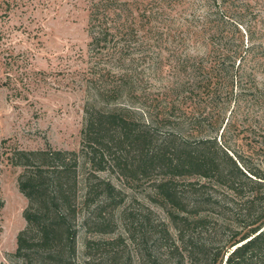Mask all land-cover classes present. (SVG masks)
<instances>
[{"label": "rangeland", "instance_id": "374dc122", "mask_svg": "<svg viewBox=\"0 0 264 264\" xmlns=\"http://www.w3.org/2000/svg\"><path fill=\"white\" fill-rule=\"evenodd\" d=\"M120 1L127 4L105 3L107 13L102 11L105 17L99 18L110 35L105 42L91 46L92 30L98 31L92 26L93 0H0V263L23 264L13 253L17 234L25 227L23 211L28 201L18 187L24 167L12 164L13 152L74 151L78 178L84 179L90 169L80 151L84 106L98 102L100 69L124 82L118 90H107L103 103L127 105L137 111V118H149L161 131L152 134L154 143L164 140L166 132L177 133L170 137L174 145L182 138L193 142L210 133L237 152L251 150L253 163L264 167V145L256 142L264 139L252 127L259 121L256 115L264 111L262 100L248 107L244 99L236 100L239 90L233 88L234 97L226 106L222 98L214 106L196 69L201 63L202 71L209 70L213 31H221L234 45L242 44L240 50L264 42V0ZM129 26V35L118 33ZM251 58L250 68L257 57ZM260 74H256L258 80ZM196 118L203 123L199 130L193 124ZM228 118L231 124L222 132ZM114 154L109 155L115 158L120 152ZM138 158L130 150L127 168H135ZM103 165L105 169L95 173L98 230L88 215L93 205L78 204L71 220L76 253L74 261L67 262L189 264L179 247L169 207L157 196L156 184L168 176L156 167L150 173L126 178L110 158ZM191 180L196 177L178 176L172 182L178 196L188 202L202 192L186 186ZM105 183L114 187L111 194ZM78 188L80 201L82 184ZM210 191L222 199L226 196L224 189ZM202 207L201 213L207 217L200 234L203 238L223 245L234 230H240L226 206ZM87 240L95 243L86 247Z\"/></svg>", "mask_w": 264, "mask_h": 264}, {"label": "trees", "instance_id": "16d2710c", "mask_svg": "<svg viewBox=\"0 0 264 264\" xmlns=\"http://www.w3.org/2000/svg\"><path fill=\"white\" fill-rule=\"evenodd\" d=\"M108 1L93 0L92 26L98 31L92 30L91 46L105 42L110 35L103 20L99 18L100 15L104 16L103 12L107 13ZM110 1L119 5L127 4L120 0ZM120 15L117 14L118 17ZM130 28L118 33L129 35ZM210 39L209 70L202 71L201 63L196 67L201 76L198 80L204 82L208 99L215 106L222 98L226 106L234 97L233 88H237V101L244 99L246 105L253 108L261 99L260 106H263L264 42L250 44L240 50L242 44L234 45L233 40L221 31H213ZM253 52H258V55ZM251 57L253 60L257 57V64L255 61L251 63L252 68L247 65ZM259 73L261 80L256 77ZM116 79L104 68L100 69L97 81L98 102L96 100L84 106L80 151L90 165L84 179L78 178L79 163L74 151L40 149L13 152L12 164L24 167L18 176V187L28 201L23 211L25 227L17 234L13 255L22 259L23 264H69L67 261H74L76 230L71 228V220L75 218L78 204H91L93 207L88 215L92 218L90 222L93 228L98 230V175L95 173L105 169L103 162L110 158L114 167L126 178H134L138 172L150 173L156 167L168 176L156 184L157 196L164 201L165 207H169L168 214L175 224L179 247L189 264H264L263 163H253L251 150L250 153L237 152L224 139H217L210 133L199 135L193 142L182 138L174 145L170 137L177 133L166 132L164 140L154 143L152 134L161 131L149 118H137V111L127 105L107 106L103 103L102 98L107 90L115 91L124 85L123 80ZM263 116L264 111L261 110L260 116L256 115L259 121L253 119L256 123L251 124L253 130L258 128V134L264 139ZM228 121L229 118L222 126V132L229 128L231 120L230 123ZM193 124L199 130L203 123L196 118ZM258 141L264 145L263 141ZM130 150L139 154L135 168H127V153ZM115 151L120 154L111 157L109 154L115 155ZM178 176L196 177L195 181L187 182L186 186L201 189V197L189 202L181 199L172 185ZM80 184L83 193L82 199L78 201ZM105 188L108 194L114 190L108 183H105ZM210 189H224L225 198L209 193ZM214 203L226 206L236 222L240 223V230H234L223 245L200 235L207 218L200 208ZM189 227L196 232L189 231ZM93 243L87 240L85 246L89 247ZM150 263L164 264V261ZM171 264L179 262L172 261Z\"/></svg>", "mask_w": 264, "mask_h": 264}]
</instances>
